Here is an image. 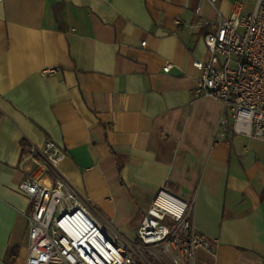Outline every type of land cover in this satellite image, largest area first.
<instances>
[{
  "label": "crops",
  "instance_id": "obj_1",
  "mask_svg": "<svg viewBox=\"0 0 264 264\" xmlns=\"http://www.w3.org/2000/svg\"><path fill=\"white\" fill-rule=\"evenodd\" d=\"M238 1L220 0L218 10L229 17ZM198 6L217 18L205 0L0 5V264L26 263L23 157L48 141L66 152L59 170L99 226L124 242L167 187L191 203L212 244L189 264H264V140L220 137L224 103L196 94L194 61L208 58Z\"/></svg>",
  "mask_w": 264,
  "mask_h": 264
},
{
  "label": "built area",
  "instance_id": "obj_2",
  "mask_svg": "<svg viewBox=\"0 0 264 264\" xmlns=\"http://www.w3.org/2000/svg\"><path fill=\"white\" fill-rule=\"evenodd\" d=\"M205 1L217 18L206 17L200 6L195 9L208 49L207 60L194 61L201 71L196 94L224 103L220 137L233 132L264 140V0H256L249 12L238 1L229 17L218 10L220 0ZM177 23H182L181 17ZM172 67L167 63L164 71ZM65 158L66 152L54 141L41 149L30 146L24 153L22 167L28 177L18 190L29 200L25 264H138L143 250L156 256L151 249L160 245L173 250L180 264V258L191 260L200 248L212 246L194 226L191 203L167 187L157 191L135 240L124 242L99 226L87 199L62 175ZM38 167L44 169L37 176ZM45 175L50 184L42 181Z\"/></svg>",
  "mask_w": 264,
  "mask_h": 264
},
{
  "label": "rangeland",
  "instance_id": "obj_3",
  "mask_svg": "<svg viewBox=\"0 0 264 264\" xmlns=\"http://www.w3.org/2000/svg\"><path fill=\"white\" fill-rule=\"evenodd\" d=\"M256 0H240V3H247V8L251 9L254 4H255ZM219 9V8H218ZM161 248H156V249H151L156 256L154 255H150L147 251L143 250V257L139 258L138 260V264H176V253L171 250V249H167L164 248L163 245L160 246ZM174 252V254H173ZM179 260V259H178ZM180 264H184L187 263L189 264V262L186 260L185 257L180 258L179 260Z\"/></svg>",
  "mask_w": 264,
  "mask_h": 264
},
{
  "label": "trees",
  "instance_id": "obj_4",
  "mask_svg": "<svg viewBox=\"0 0 264 264\" xmlns=\"http://www.w3.org/2000/svg\"><path fill=\"white\" fill-rule=\"evenodd\" d=\"M60 10H61V5L55 7V12H56V16H57V20H58V23H59V25H60V28H61L62 30H66V29H68V28H67V25H66L65 20H64L63 17L61 16V11H60ZM9 264H12V263L9 262Z\"/></svg>",
  "mask_w": 264,
  "mask_h": 264
}]
</instances>
